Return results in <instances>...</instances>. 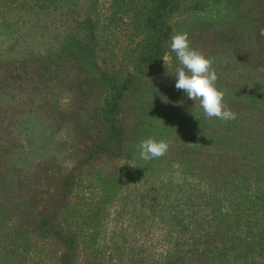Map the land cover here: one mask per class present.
I'll return each instance as SVG.
<instances>
[{
	"label": "rangeland",
	"instance_id": "rangeland-1",
	"mask_svg": "<svg viewBox=\"0 0 264 264\" xmlns=\"http://www.w3.org/2000/svg\"><path fill=\"white\" fill-rule=\"evenodd\" d=\"M62 1L18 0L12 6H3L0 0V62L21 59L31 52L62 51L82 63L102 65L108 58L109 65L117 66L116 61L123 60L127 66L125 54L139 39L116 37L114 27L120 24L116 19L121 15L113 7L114 0ZM227 2L179 0L178 10L169 20L168 58L164 61L165 54L162 56V66L171 67L169 42L174 34L186 32L200 42H207L209 35L217 39L223 34L238 13ZM55 3L63 4L62 9H55ZM88 10V17L97 24L95 38L90 41L80 24L86 23ZM85 44L92 48L81 54ZM108 51L116 53L110 58ZM232 67L221 71L219 77L229 84H240L242 72ZM58 87L61 91L55 93L51 103L61 117L46 119L25 112L17 118L16 128L23 146L17 162L34 172L44 168L51 186L59 176L73 170L79 160L78 150L98 140L95 136L105 141L98 122L105 94L100 100L96 91L90 90L94 97L87 100V115L82 116L78 112L82 108L78 87L71 91L64 84ZM23 99L18 97L17 103ZM122 106L117 126L127 131V110L133 107L141 117L138 127L130 131L121 153L103 154L79 170L69 203L58 216L64 230L77 234L72 264H165L179 254L178 239L202 226L212 234L218 230L232 233H224L228 240L211 236L205 247L204 239H200L191 264H264V175L258 172L264 166V156L252 159L255 157L236 153L248 151L249 146L243 147L245 137L249 145L259 137L237 126L234 133L219 119L211 125L203 111L186 102L166 101V96L157 98L150 91ZM82 117L88 122L79 125ZM147 138L167 142L166 155L142 160L139 144ZM244 223H248V230ZM12 226L14 219L0 236V264H60L65 247L52 235L31 227L20 238ZM242 227L244 231H239ZM218 249L224 250L221 255Z\"/></svg>",
	"mask_w": 264,
	"mask_h": 264
},
{
	"label": "trees",
	"instance_id": "trees-1",
	"mask_svg": "<svg viewBox=\"0 0 264 264\" xmlns=\"http://www.w3.org/2000/svg\"><path fill=\"white\" fill-rule=\"evenodd\" d=\"M17 1L2 0V5L12 6ZM178 1L114 0L113 7L121 15L116 19L120 20V24L114 27L117 30L116 37L139 39L136 47L125 54L124 63H127V66L123 65V60H117V66L109 65L108 58L106 62L102 59V65L94 61L91 64L89 61L82 63L81 59L62 51L31 52L21 59L0 62V236L7 223L14 219L15 226H12V229L20 238L28 234L31 227L36 228L38 233L52 235L58 244L65 247L60 264H72L78 245L75 240L77 234L75 231L73 233L64 230L58 216L69 203L70 191L75 186L79 170L90 166L103 154L112 155L114 151L121 153L123 142L128 141L130 131L138 127L141 117L136 116L139 110L133 107L127 110V131L117 126L122 105L131 98L150 91L157 98L166 96V101L186 102L202 112L198 103L195 105L183 90L175 88V77L172 75L179 64L175 53L171 54V67L166 69L162 66V56L165 54L171 33L169 20L178 10ZM227 3L235 7L238 13L236 21L227 24V30L223 34H219L217 39L209 35L207 42H200V38L198 42L194 36L188 38L194 49L212 58V66L218 75L217 87L220 90V85L224 88V102L237 114L235 120L226 122L227 127L235 133L234 128L237 126L246 134L259 137L258 141H253L251 145L248 143V137H245L242 141L243 147L249 146L248 151L236 153L241 157H247L248 154V157L257 159L256 157L264 156V0H228ZM86 5L84 4L83 8ZM62 7L63 4L55 3V9ZM85 13L86 23L80 24L85 26L84 32L90 41L95 38L94 28L97 24L88 17L89 10ZM122 22L124 27L121 26ZM201 43L204 44L201 46ZM91 48L85 44L80 53L89 52ZM106 53L112 58L116 52ZM231 64L242 72L240 84H229L219 77V73L225 72ZM59 84H64L70 91L78 87L82 107L78 112L82 116L87 115V100L94 97L91 96L93 92L90 90L96 91L100 100L105 94L98 121L105 141H98L100 137L95 136L98 140L89 141V146L78 151L76 148L79 160L75 167L67 175L59 176L57 182L51 186L48 185L49 178L45 175L44 168L39 167L34 172L17 162V153L18 156L19 152L23 153V146L16 128L17 118L22 117L25 112H34L46 119L62 116L58 108L51 103L55 93L61 91ZM78 94L75 92L79 100ZM18 97L24 99L17 103ZM77 104L78 102L74 107H77ZM208 120L214 125L213 122L217 119ZM83 121L88 122L82 117V121H78L79 125ZM88 137L91 139L92 136ZM258 172L264 175V166L259 167ZM55 187L56 189H53ZM246 224L248 223L242 226L245 225L248 230ZM203 228L204 226L196 227L189 234L180 237L176 243L179 254L172 255L164 263H174V257L178 255L177 264H191L190 259L200 239H204L203 246L209 244L211 236L229 239L224 234L226 232L222 234L218 230L212 234L209 229L205 231ZM239 231H244L243 227ZM231 233L230 231L226 234ZM247 238L252 239V236ZM220 250L218 249V252ZM223 251L221 250L220 255Z\"/></svg>",
	"mask_w": 264,
	"mask_h": 264
},
{
	"label": "clouds",
	"instance_id": "clouds-1",
	"mask_svg": "<svg viewBox=\"0 0 264 264\" xmlns=\"http://www.w3.org/2000/svg\"><path fill=\"white\" fill-rule=\"evenodd\" d=\"M170 52L175 53L179 66L172 76L175 88L183 90L188 99L198 103L207 118L229 122L237 118L224 102V91L217 87L218 75L213 68V60L191 46L188 34L176 33L170 38ZM168 54L163 58L166 61ZM169 144L163 140L147 138L139 144V156L151 161L166 155ZM177 175H179L177 173Z\"/></svg>",
	"mask_w": 264,
	"mask_h": 264
}]
</instances>
